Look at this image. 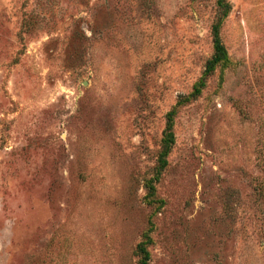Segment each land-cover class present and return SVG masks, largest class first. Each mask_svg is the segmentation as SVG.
Returning <instances> with one entry per match:
<instances>
[{
    "label": "rangeland",
    "instance_id": "rangeland-1",
    "mask_svg": "<svg viewBox=\"0 0 264 264\" xmlns=\"http://www.w3.org/2000/svg\"><path fill=\"white\" fill-rule=\"evenodd\" d=\"M225 1L187 100L218 0H0V264H264V0Z\"/></svg>",
    "mask_w": 264,
    "mask_h": 264
},
{
    "label": "trees",
    "instance_id": "trees-1",
    "mask_svg": "<svg viewBox=\"0 0 264 264\" xmlns=\"http://www.w3.org/2000/svg\"><path fill=\"white\" fill-rule=\"evenodd\" d=\"M218 4L221 7V9L224 10V13L222 14V17H220L219 21L213 28V35H214V55L213 57L207 62L206 69L204 70V73L200 79V81L194 86L193 93L186 98L189 100V98L193 97L196 99L198 96L202 94V91L206 87V81L207 79L220 67L222 69L228 68L231 66L232 61L231 58L227 52V49L223 43V41L220 38V27L222 25L223 20L228 17L231 6L229 3H227L225 0H218ZM186 101H178L175 108L168 114V122H167V128L165 129L163 133L162 138V148L159 154V174L162 173V171L167 167L168 165V158L171 154L172 148L176 143V134L174 131L175 121L178 114V107H180L182 104H184ZM146 188L149 192V198H151L150 202H153V198L156 195V190L154 186V181L149 180L146 183ZM146 239L139 243L138 245V252L140 255V264H149L151 260V255L149 252V245L152 242V239L149 234L145 235Z\"/></svg>",
    "mask_w": 264,
    "mask_h": 264
}]
</instances>
